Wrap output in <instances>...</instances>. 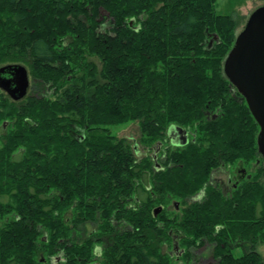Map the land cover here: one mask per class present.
<instances>
[{
	"label": "trees",
	"instance_id": "16d2710c",
	"mask_svg": "<svg viewBox=\"0 0 264 264\" xmlns=\"http://www.w3.org/2000/svg\"><path fill=\"white\" fill-rule=\"evenodd\" d=\"M217 8L0 0V68L31 83L20 101L0 89V264H172L173 236L177 260L210 243L216 264H264L260 127L224 73L242 24ZM128 123L133 146L110 129ZM237 164L248 177L225 195L216 173Z\"/></svg>",
	"mask_w": 264,
	"mask_h": 264
},
{
	"label": "water",
	"instance_id": "95a60500",
	"mask_svg": "<svg viewBox=\"0 0 264 264\" xmlns=\"http://www.w3.org/2000/svg\"><path fill=\"white\" fill-rule=\"evenodd\" d=\"M224 73L246 100L260 127L257 144L258 151L264 159V5L249 15L242 31L237 35L235 44L225 59ZM29 88L30 79L25 66L14 64L0 68V89L13 100L24 99L29 93ZM173 130L179 137L184 135L179 145H186L187 132L178 127ZM157 152L158 148L155 150L154 158ZM162 210L163 207L156 208L154 217Z\"/></svg>",
	"mask_w": 264,
	"mask_h": 264
},
{
	"label": "rangeland",
	"instance_id": "374dc122",
	"mask_svg": "<svg viewBox=\"0 0 264 264\" xmlns=\"http://www.w3.org/2000/svg\"><path fill=\"white\" fill-rule=\"evenodd\" d=\"M264 5V0H218V8L217 11L220 14L223 15H234V16H240V22L242 26L238 29V34L242 31L243 26L245 25L249 15L258 7ZM31 85V83H30ZM32 93V92H31ZM113 135H115L118 139H125L127 140L131 146L135 145L137 141L140 138V129L137 123H128L125 125H119V126H113L110 128ZM138 151V149H137ZM141 151V150H139ZM140 158L143 156V153L138 154ZM224 169L229 170L231 167H222ZM240 169V167L235 169V172H237ZM234 172V171H233ZM218 180L221 178V182L224 181L228 183V185H232L233 183L229 184V178L226 174H217L215 177ZM234 178V177H232ZM234 182V180H233ZM192 200H200L197 199V197L191 198ZM211 250V245L206 246ZM207 248V249H208ZM202 248L200 249L196 254L202 255L206 259H211L210 250ZM163 251H171L172 245L169 247V245H164L162 247ZM205 250V251H204ZM162 251V252H163ZM256 251L261 255V257L264 259V243H260L257 245ZM234 254L239 257L242 255V252L240 250H235ZM189 261H183L182 259L176 260L175 258L172 259V264H189ZM204 264V263H202Z\"/></svg>",
	"mask_w": 264,
	"mask_h": 264
},
{
	"label": "flooded vegetation",
	"instance_id": "af4514ba",
	"mask_svg": "<svg viewBox=\"0 0 264 264\" xmlns=\"http://www.w3.org/2000/svg\"><path fill=\"white\" fill-rule=\"evenodd\" d=\"M2 68V67H1ZM30 90V89H29ZM168 136L170 138V142L173 146L175 147H181L179 145L180 142H182L183 140L181 138L184 137L181 136L179 137L178 134L173 130V128L168 132ZM187 139H188V142L187 144L189 143L190 141V134L187 133ZM159 151H160V146H158V154H159ZM160 167V165L158 164V168ZM231 168H229V170L226 171V169L224 168H220L216 173V174H226L228 175V178H229V184L230 183H233L232 185H228V183L222 181L221 182V178L220 180H218L217 178H215V182L217 183L218 187L222 190V192L225 194V195H229L233 190L237 189L238 185H239V182L245 178V177H248V173L245 169H243L241 167L240 164H237L236 166H229ZM240 167V169L235 172V169L237 170V168ZM234 171V172H233ZM234 177V178H232ZM234 180V182H233ZM204 196L203 194V191L196 195L197 199H202V197ZM195 201H198V200H192V202H195ZM178 208V207H177ZM178 210V209H177ZM172 250L171 251H168L170 253V256L174 257L176 260L179 259V257L183 254V250H181L180 248V245L178 243V239H177V236H173V241H172ZM211 245L210 243H208L206 246H209ZM175 246L177 248H175ZM208 247H206L205 249H207ZM237 250H240L242 253H244L243 251V247L241 248H238ZM205 251V250H204ZM211 259H206L205 257L201 256L200 257V263H204V264H216L217 263V259L214 257V256H210ZM190 264H194V259L193 261L191 260Z\"/></svg>",
	"mask_w": 264,
	"mask_h": 264
}]
</instances>
